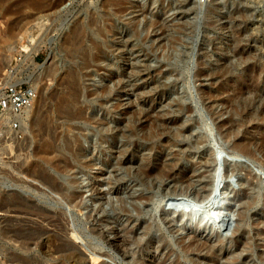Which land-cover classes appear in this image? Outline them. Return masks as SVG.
Segmentation results:
<instances>
[{
	"label": "rangeland",
	"instance_id": "obj_1",
	"mask_svg": "<svg viewBox=\"0 0 264 264\" xmlns=\"http://www.w3.org/2000/svg\"><path fill=\"white\" fill-rule=\"evenodd\" d=\"M47 1H0V264H264V0ZM111 22L99 41L115 44L122 87L106 120L120 123L101 145L50 99L74 67L76 28ZM53 133L54 157L43 146ZM78 133V160L104 163L82 169L69 156L64 141ZM174 165L185 175L146 174Z\"/></svg>",
	"mask_w": 264,
	"mask_h": 264
},
{
	"label": "bare ground",
	"instance_id": "obj_2",
	"mask_svg": "<svg viewBox=\"0 0 264 264\" xmlns=\"http://www.w3.org/2000/svg\"><path fill=\"white\" fill-rule=\"evenodd\" d=\"M0 1H4V0H0ZM59 1V0H57ZM47 0H20V5H22V7H28V6H32L34 10L43 8L44 5H47L49 3ZM68 2V1H67ZM70 2V1H69ZM58 3V2H57ZM56 3V5H57ZM61 4V2H59ZM58 3V4H59ZM19 5V6H20ZM18 6V5H17ZM47 7V6H46ZM49 7V6H48ZM53 7V6H52ZM19 8V7H18ZM55 8V6H54ZM53 8V9H54ZM52 9V8H51ZM52 9V10H53ZM60 9V8H59ZM51 12V11H50ZM105 16V15H104ZM95 20L94 18L91 19L89 26H94L95 25ZM44 23V22H43ZM115 26V23H109V24H102L99 26H95V28L91 31H87L88 27L87 26H82L79 25L76 28V31L73 32L72 37H68V44L67 47H70V52L72 57L76 58V60L74 59V67L73 69H67L68 71L65 72L64 77L62 76V78H64L63 80H61L62 82L60 83L59 86L62 87L63 91L62 93H59V95L57 96V99H55V96H51L52 98L50 100H55L53 106L55 108V111L57 112V114L60 116V118H63L66 121H75L77 120L78 122H80L82 125H93L96 127V132L99 136V140L101 142V145L105 144L108 142L109 136H112V130L115 128L116 129V124L119 125L120 121L118 120H114V121H110L108 122L106 120V118L110 115H112L115 111H117V108L120 106V104H112L109 106H107V104H109V102L115 100L117 96V93L119 92L118 89L122 86L119 85V81L115 82V79H119L120 75L117 72V68H118V57L114 56V54L109 53V50L112 49L113 47H115V44L113 43V41H99V38L101 37H105L106 38V33L108 32L109 29L113 28ZM29 35V32H28ZM77 41H74V39ZM67 40V39H66ZM77 42V43H76ZM34 43V42H33ZM76 43V44H75ZM32 44V43H31ZM25 48V47H24ZM28 48V47H27ZM36 48V47H35ZM107 49H109L107 51ZM129 61V60H128ZM101 63H104L105 66L101 68ZM118 65V66H117ZM104 68L105 71L109 72L107 74L108 77L107 79L103 80V82L101 83V78L98 75V72H100L102 69ZM121 68V67H120ZM89 69H93L92 71H88ZM83 70H87L86 72L83 73ZM110 70V71H109ZM120 70V69H119ZM59 72V71H58ZM118 73V74H117ZM88 78V79H92V85L96 88L94 90H90L88 91L85 87H83L80 84V81L82 80V78ZM121 78V77H120ZM37 83V82H36ZM112 84V85H111ZM34 85V84H33ZM55 95H57L56 93H54ZM53 95V94H52ZM152 95V94H151ZM158 95V94H157ZM95 97L97 100L96 102L98 103L97 107L94 108V106L91 103L90 98ZM39 99V98H38ZM50 103V102H49ZM38 105V104H37ZM41 106V105H40ZM105 107V108H103ZM39 108V107H38ZM42 108V107H41ZM180 110H182L183 108L179 105ZM85 109H89L93 113L92 115H90L89 117H85L84 111H86ZM40 111V110H39ZM189 112V111H188ZM128 113V111H127ZM148 113V112H147ZM38 114V113H36ZM45 115V114H44ZM38 116V115H37ZM48 116V115H47ZM147 116V115H145ZM39 117V116H38ZM44 117V116H43ZM134 117V116H133ZM40 118V117H39ZM130 116L126 115L125 117H123L122 123L124 121H130ZM145 119V118H144ZM149 119V118H148ZM37 121V120H36ZM44 121V119H43ZM52 121V120H51ZM154 119L149 120L148 122H144V124H142V130L145 126H150L151 128H156V125L154 123ZM43 123V122H42ZM45 123V122H44ZM129 123V122H128ZM127 124V123H126ZM50 125V124H49ZM111 125L113 127H111ZM163 125V124H162ZM38 126V125H36ZM42 126V125H41ZM45 126V125H44ZM44 126H42L40 129H42ZM164 126V125H163ZM22 127V126H21ZM160 127V126H158ZM157 127V128H158ZM37 128V127H36ZM49 128V127H46ZM60 128V127H59ZM128 128V135L129 136H134V134H136L135 132H137V128L130 124L127 126ZM44 129V128H43ZM42 129V131H43ZM48 131L52 129H46ZM54 130V129H53ZM188 130V129H187ZM41 131V132H42ZM80 131V130H79ZM140 131V130H139ZM156 131V130H155ZM158 131V130H157ZM156 131V133H157ZM45 132V131H44ZM84 132V131H83ZM177 132V131H176ZM50 133V132H47ZM156 133L150 131V132H145L144 134H141L142 139L144 141H152L155 138ZM51 134V133H50ZM49 134V135H50ZM57 134V133H56ZM59 134V133H58ZM62 134V133H61ZM60 134V135H61ZM121 134V133H120ZM127 134V133H126ZM166 134V133H165ZM169 134V133H168ZM52 135V134H51ZM48 136L51 138V141H48L47 143H45V139H44V143L43 146H45V153L51 154L53 152H56V148L60 147L62 144L60 143V145L57 143L58 140L56 141L55 134L53 133V137L52 136ZM116 133L113 135L114 138H116ZM127 135V136H128ZM159 135V134H158ZM175 136V134H173ZM57 139H58V135ZM62 136V135H61ZM128 136V138L130 139V137ZM157 136V135H156ZM46 137V136H44ZM67 136H64V138L66 139ZM63 138V139H64ZM85 138V135L83 133H78L76 136H74V139L72 141H64V143H67V151L69 156L73 157L74 159L78 160L79 156H83L84 153H86V149H84L82 144L83 139ZM42 141V139H41ZM55 141L57 143V145L59 146H55ZM63 142V140H62ZM137 142V141H136ZM141 142V141H140ZM40 143V142H39ZM46 144V145H44ZM134 146V150L138 151L140 148V146H138L137 144H133ZM65 146V147H66ZM142 146V145H141ZM244 146V145H243ZM246 148V147H245ZM39 149V148H38ZM44 149V148H43ZM59 149V148H58ZM62 149V147L60 148ZM163 148L161 146H157L156 147V152L162 151ZM213 150V149H212ZM43 154H44V150ZM58 151V150H57ZM61 151V150H60ZM58 151V152H60ZM40 153V152H39ZM42 153V152H41ZM64 153V151H63ZM59 154L58 153V158H62L65 153L63 154ZM42 154V156H44ZM41 155V154H40ZM52 155V154H51ZM54 155V153H53ZM52 155V156H53ZM57 155V154H55ZM41 156V158H42ZM88 156V155H86ZM45 157V156H44ZM43 157V158H44ZM47 157V156H46ZM45 157V161L47 162V158ZM49 157V156H48ZM54 157V156H53ZM85 157V156H84ZM177 157V156H176ZM86 158V157H85ZM59 159V160H60ZM68 159V157H67ZM66 159V160H67ZM73 159V160H74ZM181 157H177L176 160H181ZM83 160V159H82ZM86 160V159H84ZM98 159H89L87 161H81L78 160V166L82 169H88L91 168L92 166L97 165V163H104V161L102 160L97 161ZM45 162V163H46ZM51 162V161H50ZM74 162V161H73ZM76 162V161H75ZM49 163V161H48ZM68 165V164H67ZM72 166V165H71ZM74 166V165H73ZM152 166V165H151ZM150 166V167H151ZM72 168V167H71ZM144 168V167H143ZM81 170V169H79ZM217 171V170H216ZM140 172V171H139ZM174 172H178L181 173L183 176L185 175L186 170L182 169V168H176L175 165L170 167L168 170L164 171L163 168L160 169H153V167L151 168H147L146 174H170V176L172 174H174ZM86 173V172H85ZM32 174V173H31ZM145 175V174H144ZM33 176V175H32ZM37 176V175H36ZM173 176V175H172ZM30 177V176H29ZM42 177V176H41ZM142 177V176H141ZM168 177V176H167ZM220 177V173L218 174V178ZM153 178V177H152ZM171 178V177H170ZM217 177H214V182H218ZM43 179V178H42ZM49 181V180H48ZM62 181V180H61ZM77 181V180H76ZM82 181V180H81ZM51 183V182H50ZM77 184V183H76ZM52 187V186H51ZM81 187V186H80ZM92 187V186H91ZM94 187V186H93ZM96 188V187H95ZM55 189V188H54ZM213 190H215L214 185H212L211 190L207 193V194H201L200 192L197 193V197L199 199H203V201L205 200V197H207L208 195H210L211 193L213 194ZM218 191V190H217ZM64 193V192H63ZM215 193V192H214ZM199 194V195H198ZM217 194V192H216ZM204 195V196H203ZM71 196V195H70ZM195 196V198H196ZM247 198V197H246ZM13 200V199H12ZM202 201V202H203ZM252 200H249L247 205H251L252 204ZM9 203V202H8ZM244 204V203H243ZM229 205V204H228ZM202 206V205H201ZM200 206V207H201ZM227 206V205H226ZM175 207V206H174ZM198 207V206H197ZM223 207V206H222ZM228 207V206H227ZM202 208V207H201ZM177 211V208H173ZM200 209V208H199ZM125 212V211H124ZM128 212V211H127ZM182 212L186 213V210H183ZM141 214V213H140ZM226 214V213H225ZM242 214V213H241ZM241 218V217H240ZM200 224H205V225H213V221L212 220H207V219H199ZM211 223V224H210ZM146 225V223H145ZM190 225H188L189 227ZM192 226V225H191ZM190 226V227H191ZM126 240V238H125ZM140 241V240H139ZM139 243V242H138ZM128 244V243H127ZM194 245V242L191 244H187L184 245L183 248L187 249L188 247L191 248V246ZM210 249V248H209ZM164 253V252H163ZM98 258V257H97ZM31 261V260H30ZM163 261V260H162ZM24 264V263H22Z\"/></svg>",
	"mask_w": 264,
	"mask_h": 264
},
{
	"label": "water",
	"instance_id": "obj_3",
	"mask_svg": "<svg viewBox=\"0 0 264 264\" xmlns=\"http://www.w3.org/2000/svg\"><path fill=\"white\" fill-rule=\"evenodd\" d=\"M219 157H220V156H219ZM219 157H218V155H216V154H214V156H213V158H214V160H215V164H216V166L218 165L219 162H221ZM219 171H220V170H219ZM215 221H216V220H215ZM216 222H220V221H216ZM219 224H220L221 228L225 225V224H223V221L220 222ZM219 224H218V225H219Z\"/></svg>",
	"mask_w": 264,
	"mask_h": 264
}]
</instances>
